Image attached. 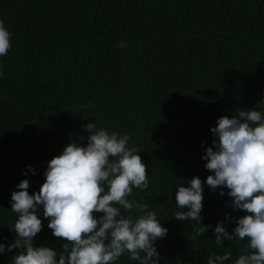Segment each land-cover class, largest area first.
I'll return each mask as SVG.
<instances>
[{
	"label": "trees",
	"instance_id": "trees-1",
	"mask_svg": "<svg viewBox=\"0 0 264 264\" xmlns=\"http://www.w3.org/2000/svg\"><path fill=\"white\" fill-rule=\"evenodd\" d=\"M0 20L12 33L0 57V240L14 238L15 186L28 179L38 192L47 161L70 140L86 143L82 125L93 122L140 151L149 186L133 198L168 229L160 264H206L224 251L232 264L243 242L217 248L211 230L194 240L196 225L172 218L175 187L211 174L201 156L219 117L264 110V0H0ZM218 191L204 185V225L244 214ZM47 222L34 244L61 250ZM116 264L137 262L125 253Z\"/></svg>",
	"mask_w": 264,
	"mask_h": 264
},
{
	"label": "clouds",
	"instance_id": "clouds-1",
	"mask_svg": "<svg viewBox=\"0 0 264 264\" xmlns=\"http://www.w3.org/2000/svg\"><path fill=\"white\" fill-rule=\"evenodd\" d=\"M12 33L0 20V57L11 47ZM117 47L124 48L123 41ZM3 73H0V77ZM86 137L70 140L59 155L47 161L43 183L29 194L30 181L22 179L10 195V210L16 213L11 243L0 240V254L12 253V264H116L125 253L137 264H160L157 240L167 227L148 205L133 198L134 190L149 186L146 165L127 133L108 131L89 122L82 125ZM211 146L203 149V167L211 174L177 185L172 218L195 224L193 239L211 230L217 248L233 239L243 250L232 264H264V110H238L221 116L209 129ZM35 174V168L26 166ZM185 184L187 186H185ZM230 198L233 211L244 214L204 225L201 222L203 188ZM136 210L138 215L126 214ZM38 213H41L38 215ZM42 218L53 237L64 242L58 250L51 244H34L42 230ZM229 224H234L231 232ZM232 253L213 252L206 264H225Z\"/></svg>",
	"mask_w": 264,
	"mask_h": 264
}]
</instances>
